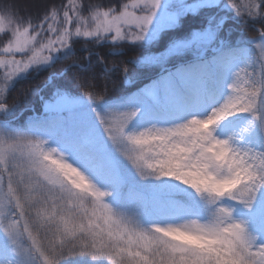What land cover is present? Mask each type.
Returning a JSON list of instances; mask_svg holds the SVG:
<instances>
[{
  "label": "snow or ice",
  "instance_id": "1",
  "mask_svg": "<svg viewBox=\"0 0 264 264\" xmlns=\"http://www.w3.org/2000/svg\"><path fill=\"white\" fill-rule=\"evenodd\" d=\"M0 264H264V0H0Z\"/></svg>",
  "mask_w": 264,
  "mask_h": 264
},
{
  "label": "trees",
  "instance_id": "2",
  "mask_svg": "<svg viewBox=\"0 0 264 264\" xmlns=\"http://www.w3.org/2000/svg\"><path fill=\"white\" fill-rule=\"evenodd\" d=\"M27 3H29L30 4V6H31V10L33 11V12H36V11H38L41 7H42V3L43 2H40V3H38V2H29V1H27Z\"/></svg>",
  "mask_w": 264,
  "mask_h": 264
},
{
  "label": "rangeland",
  "instance_id": "3",
  "mask_svg": "<svg viewBox=\"0 0 264 264\" xmlns=\"http://www.w3.org/2000/svg\"><path fill=\"white\" fill-rule=\"evenodd\" d=\"M27 1H29V2H38V3H40V2H43V0H27Z\"/></svg>",
  "mask_w": 264,
  "mask_h": 264
}]
</instances>
